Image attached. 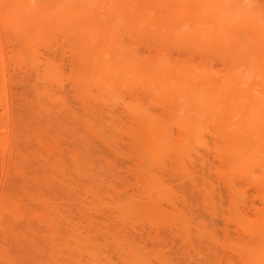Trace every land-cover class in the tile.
<instances>
[{
	"label": "rangeland",
	"instance_id": "374dc122",
	"mask_svg": "<svg viewBox=\"0 0 264 264\" xmlns=\"http://www.w3.org/2000/svg\"><path fill=\"white\" fill-rule=\"evenodd\" d=\"M34 1H0V264H264V210L261 207L264 206L262 205L264 203L261 202V198L264 201V197L260 196L261 191L264 192V187L261 182L263 179H260L257 174L258 168L254 167L256 171L244 174V177L245 175L249 176L245 178L251 182L250 185V182L242 176V172L238 176L241 175L243 180L237 179L238 182L236 179L233 180L234 182L230 180L232 176L233 178L238 176L235 171L230 174L228 163L225 164L221 172L227 170L225 177L227 174L232 175L230 179V175L227 176L229 181L227 178L226 181L235 183L232 186H237L243 195L241 193L238 195V191H234L237 190L234 189L235 187L228 185L227 189V186L222 184L225 183L224 176L222 177L225 173L216 175V172L220 170L218 166L221 164L224 166L223 163H226L224 161L226 158L222 155L226 154L225 156L229 157L228 151L225 149L226 151L223 150L225 154L220 155V146L225 148V145L215 143L214 145H218L216 148H219L220 153L217 154L218 150L217 153L213 152L212 149L215 150V146L211 147L217 138L210 137L214 133L210 135L208 131H215L210 129L213 128L210 124V126L208 125L210 128L206 127L203 130L204 133L202 131L204 139H198V142L201 141L200 146H197L198 142L194 140V142L191 141L192 144L194 143L193 145L190 144L191 142L181 143L183 146L174 144L172 138L173 141L170 142L174 144L173 147L181 145L183 149L186 144L187 148L189 146L192 148H188L191 151L190 156L189 154L186 156V153L190 151L185 153L183 152L186 151L185 148L183 151L180 148L184 159L176 156L180 153L176 152L179 147H171L170 150H174L175 153L168 150L172 144H167V141L160 142L158 145L153 140L156 145H152L153 143L148 139L153 138L146 137L154 133L155 130L145 127L148 131H144L143 128H140L142 124L138 123L136 126L137 123H133L136 118L135 120L133 118L132 122L131 116L128 117V111L130 114L132 113V116L136 115L133 110L134 105L142 102L147 103L145 101L147 98L144 97L146 99L143 100L139 93L134 102L135 96L132 95V99L130 97V93L134 91L126 88L124 89L125 93L122 91L123 89L120 90L121 95L118 91L114 97L110 95L106 97L104 93L98 92L96 84L93 82L90 84L91 86L88 84L89 87L85 86L84 82L75 83L74 79L79 73L80 65L76 60H74L75 62L71 61L73 56L70 54L69 48L79 43L77 39L79 41L89 40L90 35H78L72 30H59V28L54 30L48 29V27L44 28L49 31L35 30L30 22L25 20L27 14L25 9L30 8L33 3V7L41 8L48 1ZM12 2L22 5L18 4L21 6L18 7L17 3H14L13 6ZM258 2L264 11V0ZM44 6L42 8L50 7L49 2ZM13 7L19 8V11L16 10L15 13ZM122 37L127 39L125 35ZM68 43L69 45H67ZM74 47L78 48V45ZM172 53V56L179 57L176 50H172ZM192 57L193 61L198 63L196 61H199L200 58L198 56L196 58V55H192ZM211 65L216 70L218 69L217 71L222 70V67L220 69L215 61ZM73 85L75 86L73 87ZM83 85L85 89L87 88L86 90H83ZM141 96L143 95L141 94ZM114 98L115 102L112 101ZM130 102L133 103V107L132 104H129ZM150 104L151 102L147 104L148 107ZM153 104L150 107L151 111L153 109L152 113L159 115L160 108H156L158 106H153ZM136 122L138 121L136 120ZM172 128L173 130L170 132L177 136L175 133L177 129ZM207 129L208 131H206ZM132 133L135 134L132 135ZM130 135L137 140L128 138ZM140 135H144V137L142 136L145 140H143L144 143H142ZM139 136L141 140L138 138ZM147 140L152 144H149ZM141 143L148 145L142 147ZM164 145L167 150L165 147L162 150ZM157 148L159 149L156 151ZM145 149L146 151H143ZM216 154L225 159L218 163L221 158L216 157ZM155 155L158 160H160L159 156L164 159H161V162L159 161L160 163L157 164ZM169 155L171 157H168ZM172 157L173 159H171ZM153 158L155 159L152 162ZM201 159H203V163ZM163 161L166 163H163L162 167ZM176 161L179 163L176 164ZM180 164L184 166L182 167ZM177 165L179 170L176 168ZM156 167H159L158 172ZM182 168L187 170L188 175V171L192 170L189 177L184 172L186 170ZM217 168L218 170H215ZM162 171L164 172L162 173ZM156 174L160 175L163 181ZM241 176L240 178H242ZM256 176H259L260 183L256 180ZM191 181H194V186ZM254 181L257 182L255 186L256 182ZM148 184L152 185L151 189ZM153 184L155 189H152ZM172 185H176L177 190ZM204 185L206 186L203 187ZM207 185L211 188L208 189ZM136 187L139 190H136ZM169 187L172 188L170 190L172 196L175 194L174 198L171 196L173 199L168 195ZM213 187L215 188L212 189ZM156 188L163 191L164 196L160 198H164L165 201H149L151 198H158L160 191L156 192ZM259 189H261L260 192ZM207 190L208 194L205 195ZM203 191L206 193L203 194ZM229 191L235 192V197ZM258 192L260 194L255 195ZM166 196L167 198H165ZM238 196L244 197L242 200L245 202L244 205L242 202L240 203L242 197L237 199ZM146 197L150 199L145 201ZM232 197L235 203L232 202ZM168 198L172 201L169 202ZM139 199L145 201L142 202L144 204ZM122 200L124 204L121 203ZM185 200L187 204L184 203ZM210 200L213 202L211 203ZM138 201L140 202L137 203ZM229 201L233 203H231L232 207L229 205ZM153 203L154 205H151ZM169 203H171L170 206ZM182 203L183 205H181ZM172 204L176 207H174L175 209L171 208ZM135 206L141 207L138 214H135L138 212ZM235 207L239 210L243 208L238 213L239 210L237 209L238 211L235 212ZM229 209L233 210V214L238 213V216L237 214L231 216L233 214L229 212ZM260 209L263 210V215H261ZM180 210L182 212L179 213ZM243 212L244 214H242ZM256 213L261 215L260 219L263 220H260L261 224L257 222L259 217L256 218ZM239 214L245 215V217H240ZM222 215L223 217H221ZM233 217L236 222L239 220L236 217H240L241 220L245 219L242 222L239 221L242 229L245 228L246 223L250 224V221L253 222L251 225L255 222L259 225H255V228L254 225L246 226L245 234L244 230L239 229L242 233L241 236L236 228L239 223L237 222L236 226ZM184 219L188 221L184 225L187 223L189 225L184 226L180 223L184 226L180 227L179 222ZM256 219L257 221H255ZM246 220L249 221L246 222ZM241 223H243L242 226ZM200 225L206 226L205 230L208 229L205 231L206 233L203 232ZM186 226L187 229L184 230ZM188 227L192 228L188 229ZM195 227L201 228V232L204 234L201 236H205L204 239L200 236V228L197 230ZM212 228L214 232L212 233L216 237H213L210 232ZM248 229L250 231H246ZM183 230L185 233L191 231V234L186 233V235L182 233ZM247 232H249L248 236ZM208 233L217 241L212 240L207 235ZM253 235L256 237L258 235V237H253ZM206 236L211 241H207ZM260 237H263V241H260ZM246 238H250V241ZM199 240L200 242H198ZM189 241L190 243H188ZM212 241L215 243L213 246L216 249L212 243H207ZM158 257L162 258V262L157 259Z\"/></svg>",
	"mask_w": 264,
	"mask_h": 264
},
{
	"label": "bare ground",
	"instance_id": "6f19581e",
	"mask_svg": "<svg viewBox=\"0 0 264 264\" xmlns=\"http://www.w3.org/2000/svg\"><path fill=\"white\" fill-rule=\"evenodd\" d=\"M19 1L21 2V0ZM47 1L49 2L50 7H46V9L42 7H45L44 5L45 4L47 5L48 2L46 3L44 2L45 4L42 7L41 5H39L41 8L36 7V6L33 7L34 6L33 5L34 3H33L31 4L32 7L30 6V8L27 7L25 9L27 12L25 16V20L28 23L30 22V24L32 25V28L34 27L35 30L37 29V31L41 29L45 30L44 28H47V27L48 29H52V30H54L55 28H59V30L69 29V30H72L73 33L75 32L78 35H83V34L90 35L89 40L87 41H84V39L79 41V39H77V42H79L77 43L78 48L76 47L73 48V46H77V45H73L72 47L70 46L71 48L68 47L71 51L70 54L73 56L72 59L70 58L71 61L76 60L77 63H79L80 65V67H78L79 73L76 76V79H74L76 80L75 83L78 82L79 84H81L84 82V85L89 87V85L93 82L96 84V88L98 92L102 94L104 93L106 97L107 95L114 97L115 93H117L118 91L120 93V90L122 89H123L122 91L125 93L124 89L126 88V89H131L134 91L133 93L132 92L130 93L131 99L133 97L132 95L135 96L134 102L136 100L135 99L136 96H139V93H140V97L141 98L143 97L142 98L143 100L147 98L145 100L147 101V103L146 102L143 103L141 101L142 103L134 105L133 110L134 112H136V115L134 114L133 116L135 117H133L132 113L130 114L129 111H128L129 114L128 113L127 114L129 115L128 117L131 116L132 122H133V118L134 120L136 118L138 122H136L135 120V122L133 123L135 124L137 123L136 126L138 125V123L142 124L141 126L143 127L140 126V128L141 129L143 128L144 131H148V129H145V127L155 130V132L151 134L152 136L148 135L146 137V138H149V137L153 138V139H148L153 144L150 143L148 140L147 141L149 144H152L154 146L156 144L159 145L160 142L167 141V144L168 143L172 144V145L170 144L171 145L170 148L166 144V146L168 147V150H170L171 147H173L175 143L179 145L181 143H186V142L190 143L193 140L198 142V139L200 140H202V138L204 139V137L202 136V131L205 130L206 127H208V125L210 124L213 128H210V127L208 128L213 129L215 131L210 132L207 129L206 131H208L210 135L214 133L212 136L210 135L208 136L213 137V138L215 137L218 140V141L216 140V142L212 144L211 148L215 146V150L214 148L212 149L213 152H216L218 150L217 151L218 153L217 152L216 153L219 155L221 151L220 155H222V153L225 154V151L227 150L228 151L227 155L229 156V157L225 156L226 154L222 155L223 157L226 158V159L224 158L225 159L224 160L222 159L223 158L222 156H218L216 154V157H220V158L222 157L221 159L218 158L219 160L217 159L218 163L220 160H224L226 162V163H223L224 166L220 163L222 166L221 165L218 166L220 170L216 172V175L223 174L224 171L221 172V170H223V167H225V164L227 163H228L227 164L228 170H230L228 171L229 173L232 171H233L232 173H234L235 171V174H237L238 176V174H241L242 172L243 177H244V174H247V173L250 174L253 170H255V168H258L259 172L257 174L260 176V179H263L261 181L263 183V186L261 183L260 187L261 186L264 187V11L258 2L259 0H53V1L51 0L52 3H50L51 2L50 0H47ZM9 2H11V0H9ZM12 3L14 6V3L16 4L17 2H12ZM18 4H21V3H17L16 5ZM9 7L11 8V5ZM18 7H21V6L18 5ZM16 8L17 7L13 9L14 12L19 9V8L17 9ZM14 21L16 22V20ZM48 29L46 30L49 31ZM122 35H125L127 39L123 38ZM69 43L67 45H69ZM144 50L147 51L148 53L147 52L145 53ZM172 50H176V53L179 54L178 55L179 57L172 56L173 55ZM192 55H196V58L197 56L200 58V59L198 58L199 61H196L198 63H195L193 61L194 58L192 57ZM213 61L217 62V64L220 66L219 67L220 69L222 67V70H221L222 72L217 71L218 69L216 70L215 68H213V66L211 65ZM75 85H73V87ZM84 85H83V90H86L87 88L85 89ZM83 92L85 93V91ZM135 92H137V94H135ZM121 94L122 92L120 93V95ZM141 94L143 96H141ZM112 101L115 102V98ZM131 102L129 104H132V107H133V103ZM150 102H151V104L149 105L150 107L152 106L154 102L153 106H158L156 108H160L159 115H155L154 113H152L153 109L151 111L150 107H148L147 105ZM112 110H115V109H112ZM133 126L132 128L135 127ZM172 127H175L177 129L176 130L177 132L175 131V133H177L176 134L177 136L173 135L172 132H170L173 130ZM128 130H130V128ZM134 134L135 133H132V135ZM140 136L138 138L141 140L142 136L144 137V135H142L141 138ZM133 137H131L130 135V137L128 138L133 139ZM172 138L174 139V144L170 142ZM134 139L135 141L137 140L136 138ZM143 140L144 139L142 138V143H144L145 141ZM153 140H155V143L156 142L157 143L154 144ZM200 142L197 143V146L199 145ZM215 143H217L218 145L224 144L225 148L223 146H220V151H219V148H216L218 145L217 144L214 145ZM190 144H192V142ZM204 144L206 145V143ZM144 145L147 146L148 144L146 143L142 144V147ZM178 145L176 146L179 147ZM181 145L179 147V150L176 151L177 153L178 152L181 153V150L183 151L184 148L186 151H183V152L186 153L190 151V149H188V148H191L190 146L187 148V145L185 144L184 148L182 149ZM166 146L165 145L162 146V150H164ZM176 146H174L173 148H175ZM159 148H157L156 151ZM223 150L225 151L223 152ZM143 151H146V149ZM151 151H154V150H151ZM173 151L174 150H172L171 152ZM168 152L165 154L167 155ZM183 152L181 153V155L179 153V155H176V156H178V158H183L182 156ZM187 154H189L190 156L191 151L189 153H186V156ZM159 157H160L159 158L160 160H158L156 157L155 162H157V164L161 162V159H164V158H161V156ZM168 157H171V156L169 155ZM154 159L155 158L151 159L152 162L154 161ZM171 159H173V157ZM202 160L203 159H201V162ZM178 161H176L175 163L176 164L179 163ZM163 163H166V161L162 162V167H163ZM151 164L153 165V163ZM181 166L183 167L184 165H181ZM159 167H161V165H159ZM158 168H157V172L159 170ZM176 168H178V165ZM166 169L167 167L165 168V170ZM215 170H218V168ZM226 171L224 172L225 174L222 175V177L224 176V179H225V183H222V184H225V187L227 186V189L229 188L228 185L232 186L233 184L232 181L234 179L236 180L238 179L241 181V179L243 180L245 177H247L245 175V177L243 178L241 175H239L237 178H233V176L230 175L232 173H230V174H227V176L230 175L229 179L232 176V178L230 179L232 181L227 182L229 181V179L227 176L225 177ZM238 171H240V173H238ZM163 172L164 171H162V173ZM179 172L180 171H178L177 173ZM184 172L186 173L187 177H189L190 172H192V170L188 171L189 175L187 174V170ZM181 173L182 172H180V174ZM157 174L156 176H159L160 178V175H157ZM235 174H233L234 177H235ZM173 175L174 174L172 173V176ZM195 175H196V172H195ZM240 176L242 178H240ZM259 176H256L257 181L259 179ZM222 177H221V180H222ZM163 178H164V175H163ZM218 178L220 179L219 176ZM226 178H227V181H226ZM143 182H140V183H143ZM191 183L193 184L194 181L193 182L191 181ZM258 183H260V181H258ZM174 184L176 183L174 182ZM255 184L257 185V182L254 183V186ZM176 185H172V187H175ZM233 185H235V183ZM250 185H251V182H250ZM155 186H156V183H155ZM155 186L153 184L152 189H155L154 188ZM205 186L206 185H204L203 187ZM208 186L209 185H207V187ZM149 187L151 189L152 185L151 186L149 185ZM200 187H199V190H201ZM232 187H235V186H232ZM232 187L231 189H233ZM252 187H253V183H252ZM210 188L211 186H209L208 189ZM214 188L215 187H213L212 189ZM254 188L256 189L257 186ZM137 189L138 188L136 187V190ZM156 189H157L156 192L160 191V194H162L161 196H159L160 194L157 196L159 199L158 198L150 199L148 197H146L147 198L146 200L144 198L142 199H144L145 201H147L148 199H150L149 201L156 200V202L157 200H164V198L163 199L160 198L164 196V194L162 193L163 191L158 190L159 188H156ZM234 189H237V190H234ZM234 189L233 190L235 192L238 191L237 194L240 195L241 191L238 190V187L236 186ZM162 190L165 191V189H162ZM168 190L170 191L172 190V188ZM232 191H229V193L234 194L235 192L232 193ZM260 191L261 189H259V192ZM259 192L256 193L255 195L257 194L259 195L260 194ZM172 193H175V192L172 191ZM205 193L206 191H203V194ZM261 193L262 194L260 196L264 197V194H263L264 192L261 191ZM207 194H208V190L205 195ZM235 194H234V197H235ZM156 195L157 194L155 193V196ZM168 195H170V197L172 196L171 191L170 193L168 192ZM173 196H175V194H173ZM178 196H182V195L179 194ZM240 197L242 196H238L237 199H239ZM165 198H167V196ZM169 198L167 200L171 202L172 200H170ZM243 198L244 197H242L240 203L242 202V200H244ZM262 199L263 198H261V202L264 203ZM139 200L141 201V199ZM232 200H233V197H232ZM124 201H125V198H124ZM140 201H138L137 203H139ZM145 201H141V203ZM230 201H229V205L232 207L231 203L232 202L235 203V201L233 200L231 203ZM121 203H123V200L121 201ZM184 203H186V200L184 201ZM238 203H239V200H238ZM243 203L245 202L243 201L242 204ZM165 204L167 205V203ZM170 204L171 203H169L168 205L170 206ZM239 204H235V205L238 206ZM119 205H122V204H119ZM151 205H154V203ZM181 205H183V203ZM172 206L173 207L171 208L175 207L173 204ZM128 207L130 206L128 205ZM261 207L264 210V206H261ZM140 208H137L138 212H136L135 214H138L140 212L139 211ZM235 208H236L235 212H237L239 209L237 207ZM124 210H127V209H124ZM137 210L135 209V211ZM181 210L179 211V213L182 212ZM240 210L238 211V213L240 212ZM263 210H261L262 211L261 215H263L262 214ZM232 211L233 210L229 209V212L232 213ZM121 212L123 213V211ZM238 213H235V214H237L238 216ZM235 214L231 216H234ZM242 214H244V212ZM182 215H184V213H182ZM259 215L260 213L255 215L257 216L256 218L259 217L258 218L259 220L257 221L256 219L255 221L261 224L263 220L262 218L260 219L261 215L260 216ZM184 216H187V215H184ZM239 216L245 217V215L241 216L240 214ZM221 217H223V215ZM240 217H236V219L239 218V220H237L238 223L239 221L242 222V220H245L244 218H242L241 220ZM229 218L232 219V217H229ZM233 219L235 221V217H233ZM194 220H195V217H194ZM260 220L262 221L260 222ZM183 221L179 222L180 227L183 226L185 222H188V221H185V219ZM203 221L205 222V220ZM234 221H232L233 224H234ZM248 221L246 220V222ZM200 222L199 224H201ZM237 222L235 223L236 226L238 225ZM257 222L253 224L254 228H255V225L256 226L257 224L259 225V223ZM180 223L183 225H181ZM251 223L253 222L250 221V224L246 223V225H244L245 228L246 226H249V225L253 226L251 225ZM187 224L189 225V223ZM242 224L243 223H241V226ZM238 226L236 228L238 229L237 231L239 232L240 230L243 231L245 229V228L242 229L240 227V223ZM201 227L203 229V232L208 230V229L205 230L206 226H204L205 228L203 226ZM191 228L188 227V229H191ZM198 228L200 227H197L196 229L198 230ZM185 229H187V226L184 228V230ZM249 229L246 231H250ZM184 230L182 233H185ZM199 230L200 232L202 231L201 228ZM159 231L160 230H158V233H160ZM179 232L181 231L179 230ZM190 232L188 231V233L187 232L186 233L191 234ZM197 232L199 233V231ZM210 232L214 237L215 235L213 234L214 233L213 228H212V231L210 230ZM243 232L244 234L246 233L245 230ZM248 233L249 232H247L246 234L247 236L249 235ZM211 234L208 233L207 235L210 237ZM201 235H204V234H202L201 232L200 236ZM240 235L242 236L241 232H240ZM201 237L203 239L205 238V236L204 237L201 236ZM253 237H256V235L255 236L253 235ZM183 238L185 240L184 236ZM196 238H199V237H196ZM206 238H207L206 239L207 241H211V239L212 240L214 239V241H217V239L212 238V237H210L211 238L210 239L206 236ZM256 238L254 239L256 240ZM248 239L250 241V238ZM259 239L260 241L264 240L263 237L262 238L260 237ZM200 240L198 242H200ZM255 240H251V241H255ZM188 243H190V241ZM207 243H212V246L213 244L215 245L213 241L207 242ZM238 244H235V246L236 245L238 246ZM242 248H245V247H242ZM214 249L216 248L214 247ZM240 250L241 248L239 249V251ZM157 259H160V258L158 257Z\"/></svg>",
	"mask_w": 264,
	"mask_h": 264
}]
</instances>
